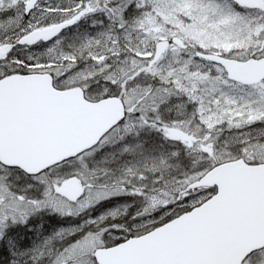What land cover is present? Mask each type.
I'll use <instances>...</instances> for the list:
<instances>
[{
	"label": "snow or ice",
	"instance_id": "snow-or-ice-1",
	"mask_svg": "<svg viewBox=\"0 0 264 264\" xmlns=\"http://www.w3.org/2000/svg\"><path fill=\"white\" fill-rule=\"evenodd\" d=\"M0 264H264V0H0Z\"/></svg>",
	"mask_w": 264,
	"mask_h": 264
}]
</instances>
